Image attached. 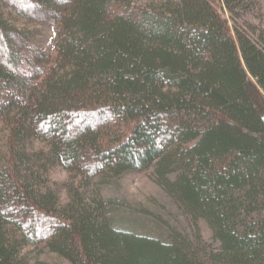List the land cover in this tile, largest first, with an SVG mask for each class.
<instances>
[{"label": "trees", "instance_id": "obj_1", "mask_svg": "<svg viewBox=\"0 0 264 264\" xmlns=\"http://www.w3.org/2000/svg\"><path fill=\"white\" fill-rule=\"evenodd\" d=\"M263 5L0 0V264H48L37 246L63 264H264ZM126 173H149L193 234L115 213L126 200L98 192Z\"/></svg>", "mask_w": 264, "mask_h": 264}, {"label": "rangeland", "instance_id": "obj_2", "mask_svg": "<svg viewBox=\"0 0 264 264\" xmlns=\"http://www.w3.org/2000/svg\"><path fill=\"white\" fill-rule=\"evenodd\" d=\"M6 15L19 28L35 27L43 32L45 36L49 35L44 28L31 24L14 13ZM250 20L259 23L257 17ZM261 24L264 25V5L262 6ZM44 35L42 36L44 37ZM40 40L43 45L46 44V40L42 38ZM43 146L44 143L41 141H34L29 145L30 149H40ZM68 177V174L63 169L54 167L50 168L46 174H43L42 179L46 188H56L61 198H64L66 191L62 189V186L60 188L57 186L64 182H70L71 179ZM98 195L101 197L109 195L125 199L128 205L117 208L115 213L132 218L137 225H141V228L147 232L157 235L172 226L191 235L193 234V228L186 217L179 211L167 194L152 180L149 173H126L120 179L111 180L107 184L100 186ZM197 226L203 240L211 243V231L205 222L199 220ZM25 254L29 260L35 259L48 264H63V261L56 254L49 252L43 246L28 247L25 249Z\"/></svg>", "mask_w": 264, "mask_h": 264}]
</instances>
